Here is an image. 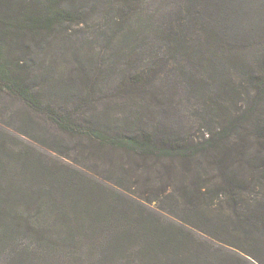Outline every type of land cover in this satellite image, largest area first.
Instances as JSON below:
<instances>
[{"label":"rangeland","instance_id":"374dc122","mask_svg":"<svg viewBox=\"0 0 264 264\" xmlns=\"http://www.w3.org/2000/svg\"><path fill=\"white\" fill-rule=\"evenodd\" d=\"M88 1L85 6L87 1L74 0L77 12L109 6ZM194 3L201 18L221 31L215 39L225 43L223 77L234 66L226 58L231 50L250 61L264 56V0H151L150 8L158 12L154 26L169 24ZM184 16L192 26L197 21L192 12ZM81 17L88 22L60 23L50 34L12 37L5 45L9 74L26 77L44 96L27 103L0 73V264H264V242L253 244L245 234L232 232L226 202L211 187L195 210L185 194H196V187L182 191L180 176L167 166L146 165L125 149L108 150L86 134L59 127L55 118L62 116L80 117L78 122L89 127L148 115L141 111L144 98L118 89L134 71L125 63L129 58L113 57L126 43L108 42L106 31L98 35L96 24L107 25L103 14ZM137 52L133 59L143 58L138 71H158L147 96L157 106L156 121L187 125L203 115L206 103L222 100L215 84L207 85L206 94L194 89L187 74L197 67L194 59L180 56L165 64L167 58L154 51ZM87 63L101 71L81 83L79 71ZM196 70L211 77L208 69ZM87 97L90 102L82 104ZM141 125L137 120L136 127ZM16 210L31 225L12 220ZM175 234L185 236L181 243L174 241Z\"/></svg>","mask_w":264,"mask_h":264},{"label":"trees","instance_id":"16d2710c","mask_svg":"<svg viewBox=\"0 0 264 264\" xmlns=\"http://www.w3.org/2000/svg\"><path fill=\"white\" fill-rule=\"evenodd\" d=\"M73 1L0 0V73L9 76L15 92L27 103H39L44 94L32 87L26 77H12L6 70L5 45L13 40L8 39L50 34L60 23H87L88 19L82 18V15L103 14L107 18V25H102V21L96 24L98 35H103L106 31L108 42L120 41L121 45L125 42L126 46L119 48L113 57L129 58L125 63L130 69H134L119 82L118 89L128 96L139 95L144 98L141 111L145 109L148 115L140 112L127 117L120 124L110 122L105 125L97 122L89 127L78 122L80 117L62 116L60 119L55 118L59 127L67 132L86 134L108 150L125 149L146 165L161 163L167 166L171 175L180 176L182 191L188 192L191 184L196 187V194H185V199L195 204V210L203 204L207 186L211 187L209 191L226 202L232 216V232L245 234L248 242L253 244L263 243L264 56L250 61L231 50L226 58L235 69L234 66L232 70L228 68L223 77L227 68L225 64H221L225 43L215 39L221 36V31L205 17L201 18L202 10L195 3L194 6L188 5L186 9L181 8L180 16L173 17L169 24L162 21L154 26V18L158 12L150 8L151 0H95L97 4L108 3V9L92 6L88 12H77ZM81 1H87L85 6L90 4L88 0ZM65 3L69 6L65 7ZM191 12L197 20L193 26L188 23V17L184 16ZM140 40L143 45L139 47L137 42ZM161 40L165 44L161 45ZM138 49L154 51L161 58L163 56V59L166 57L165 64H169L172 59L176 61L180 56L194 59L196 68L208 69L211 73V77L198 75L192 65L187 74L194 89L206 94L207 85L215 84L223 93L222 100L206 103L203 115L191 119L187 125L170 119L156 121L159 114L156 112L157 106L153 103L154 99L147 101V96L153 94L158 71H153L152 74L138 71L143 63L142 57L133 59L134 54H139ZM207 61L214 63L208 64ZM113 64L115 69L118 64ZM99 71L101 69L97 66L85 64L79 71L81 83L86 77L90 78L91 74L93 77ZM90 99L84 98L82 104L90 102ZM137 120L142 123L139 127H136ZM189 180L190 183H187ZM162 193L163 190L159 189V194ZM157 194L152 192L154 197ZM7 212L2 213L3 218L11 217L16 223L22 219L31 225L22 212L16 210L10 217L6 215ZM181 229L186 234L192 233L191 228L186 225H181ZM174 237V241L180 240V243L185 238L180 234H175ZM170 240L172 243V238L167 243Z\"/></svg>","mask_w":264,"mask_h":264}]
</instances>
